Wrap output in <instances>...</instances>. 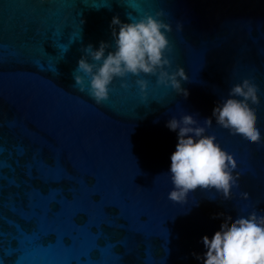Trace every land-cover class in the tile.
Masks as SVG:
<instances>
[{"label": "water", "instance_id": "obj_1", "mask_svg": "<svg viewBox=\"0 0 264 264\" xmlns=\"http://www.w3.org/2000/svg\"><path fill=\"white\" fill-rule=\"evenodd\" d=\"M159 10L171 26L169 70L179 66L188 77L181 81L186 98L145 75L126 76L125 88L114 79L101 104L77 90L81 49L111 43L113 16L128 22ZM138 78L147 81L143 96ZM245 78L257 89L261 145L244 143L214 121L206 130L235 161L239 179L230 200L197 188L183 205L169 201L166 172L176 136L165 121L189 113L202 123ZM253 208L264 212V0H0L5 261L88 264L119 257L141 264L147 248L155 264H198L191 253L203 251L200 237ZM51 225L71 238L70 246L44 237ZM33 233L40 235L36 246L27 239Z\"/></svg>", "mask_w": 264, "mask_h": 264}, {"label": "clouds", "instance_id": "obj_2", "mask_svg": "<svg viewBox=\"0 0 264 264\" xmlns=\"http://www.w3.org/2000/svg\"><path fill=\"white\" fill-rule=\"evenodd\" d=\"M162 15L160 10L139 17L130 15L128 22L113 16L108 25L111 43L99 41L95 48L89 43L81 49L73 73L77 90L101 104L108 99L109 85L114 79H121L120 86L125 88L126 76L145 75L154 76L156 85L171 88L186 98L188 91L181 87V81L188 80L184 69L177 66L174 71L169 70L166 53L171 51V45L166 33L171 26L161 19ZM176 28H182L179 21ZM135 84L143 96L147 81L138 78ZM257 103V89L245 78L214 103L210 116L204 117L202 123L189 113L165 121L164 126L176 136L166 172L171 184L167 192L169 201L183 205L188 194L197 188L214 190L222 201L230 200V191L239 179L233 174L235 161L206 130L214 121L244 143L261 145L253 111ZM240 197L246 201L248 193L242 192ZM199 243L203 251L191 253L198 264H264V212L253 208L246 215L238 212L231 221L225 217L218 229L210 237L201 236Z\"/></svg>", "mask_w": 264, "mask_h": 264}, {"label": "snow or ice", "instance_id": "obj_3", "mask_svg": "<svg viewBox=\"0 0 264 264\" xmlns=\"http://www.w3.org/2000/svg\"><path fill=\"white\" fill-rule=\"evenodd\" d=\"M132 7H137V5H132ZM67 29V28H66ZM63 47V46H62ZM47 211V210H46ZM55 215V213H52ZM59 229L57 227H53L52 225L49 227L48 231L44 233L45 238H52L57 241L59 245H63L65 247L71 245V238L67 234L58 235ZM3 236V231L0 229V237ZM28 242L31 243L33 246H36V242L40 239L39 233H33L31 237H28ZM109 248H112L111 245L108 246ZM3 249H0V252H2ZM151 252V249H145L142 253V256L144 259L141 260V264H155V262L149 258V253ZM9 255H12L13 249H8ZM0 264H24L23 257L14 258L8 261H5L3 259V256L0 255ZM88 264H122V260L119 257L114 258L111 262H105V261H88Z\"/></svg>", "mask_w": 264, "mask_h": 264}]
</instances>
